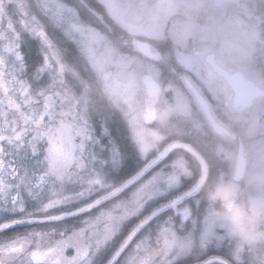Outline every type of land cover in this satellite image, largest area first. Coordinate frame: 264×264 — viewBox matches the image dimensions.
Returning <instances> with one entry per match:
<instances>
[{
	"label": "snow or ice",
	"instance_id": "obj_1",
	"mask_svg": "<svg viewBox=\"0 0 264 264\" xmlns=\"http://www.w3.org/2000/svg\"><path fill=\"white\" fill-rule=\"evenodd\" d=\"M48 0H0V264H226L156 139L70 102Z\"/></svg>",
	"mask_w": 264,
	"mask_h": 264
},
{
	"label": "rangeland",
	"instance_id": "obj_2",
	"mask_svg": "<svg viewBox=\"0 0 264 264\" xmlns=\"http://www.w3.org/2000/svg\"><path fill=\"white\" fill-rule=\"evenodd\" d=\"M78 1L48 0L51 19L58 32L57 37L72 41L69 54L66 49L65 52L61 49L60 56L63 58V54L65 56L68 55L74 62V67L70 64L65 70V62H62L57 55V66L60 75L62 79L65 76L68 79L69 90H67V94L70 102L87 112H90L92 108L98 111L102 110V115L109 119L115 118L119 120L122 113L128 122L133 125V129L139 131L140 128H143L141 115L142 93L139 89L138 78L134 76L132 68L126 71L128 64L125 61L126 58L130 64L135 61L139 63V58L136 55H133L131 59L127 58L121 54L115 45L107 44L109 35L102 32L100 34L97 31L94 18ZM101 1L104 4L103 7L106 13L113 14L116 21L128 28V31L131 30L132 33L160 34L168 24L188 17L187 11L191 2L195 7L210 6V19L217 23L226 21L227 9L232 8V3L238 4L240 0H190L188 2L186 0ZM84 4L88 8L94 9L92 6ZM242 6L243 12L246 15H250L249 10L251 7L249 8L247 4H242ZM258 20L259 17L257 15H252L246 19H234L232 21L234 28H238V22H241L240 30L236 31L234 36L242 40V42L225 38V36H221L218 39L221 40V47L224 48L221 51L222 57L231 61L229 63H240L255 81L263 82L264 68L262 67H264V59L257 61L253 58L247 60L246 63L238 62L241 61L239 53L242 52L241 49L245 46L248 45L252 52L256 37L248 34L245 29L251 28L257 32ZM129 24L130 27L128 26ZM69 69H71V72ZM96 99L97 102L99 99L101 100L99 106L96 105ZM256 106L253 103L247 109L244 118V120H247V127L238 132L245 140L247 163L243 178L235 180L232 177L237 141L217 136H214V138L207 136L204 144V156L209 165V171L210 148L215 160L217 157L218 167L214 170L215 173L211 177L212 187H210L209 174L206 185L194 192V197L200 204L203 227L207 229L209 224L212 225V233L216 237L222 238L225 244V253H230L234 259L237 256L240 257L243 251H248V247L250 249L255 248V235L250 223L256 215V198L260 191L257 173L256 141L251 137L255 133L253 124L256 117ZM225 109L228 113L229 110ZM167 110L173 112L172 109ZM185 112L186 109H181L182 114ZM230 114L231 119L236 118L241 122V119L237 116H242L243 113ZM186 117L197 123V118L195 119L190 115ZM143 133L149 139H156V147L159 143L156 131L153 136H148L146 131H143ZM163 142L162 140L160 143L162 144ZM169 161L177 165L178 172L182 171V177L185 182L191 181V183H187V188L192 184L194 185V182L200 177V170L197 171L196 175L188 174L190 171L189 167L197 166L198 161L184 151L174 152L172 158L169 157ZM199 167L200 165L198 164ZM211 205H213L214 211L211 210ZM222 254L221 256L223 257Z\"/></svg>",
	"mask_w": 264,
	"mask_h": 264
},
{
	"label": "flooded vegetation",
	"instance_id": "obj_3",
	"mask_svg": "<svg viewBox=\"0 0 264 264\" xmlns=\"http://www.w3.org/2000/svg\"><path fill=\"white\" fill-rule=\"evenodd\" d=\"M96 1L98 3L96 11L81 2L80 4L94 18L97 31L100 34L102 32L109 35L107 44L115 45L125 57L131 59L133 55H136L139 58V63L132 59L135 62L131 64L125 58L128 64L126 71L132 68L134 76L138 78L139 89L142 93L141 115L146 109L154 110V117L151 120L144 121L142 118L143 128H140L139 131L148 132V136H153L156 131V135L159 137L157 139L159 143L155 147L157 151H165L170 143L180 142V146L167 151L168 157L172 158L173 153L176 151H184L198 161L197 166L189 167L188 174L196 175L197 171L200 170V177L188 190L198 183L196 191L206 185L209 174L210 187H212L211 177L218 167V160L216 156V160L214 159L210 148L209 171V165L204 156V144L207 136L213 138L217 136L237 141V143L241 142L247 163L245 140L238 132L247 127V120H244L247 109L253 103L257 105L253 124L255 133L251 136L256 141L258 185L260 188L259 195L256 198V215L250 223L255 235V248L250 249L248 247V251H243L242 255L237 256L238 258L235 257V259L230 253L226 254L224 251L223 258L229 264H264V93L257 94L258 89L250 87L251 89L246 92L253 94L252 102L247 106H243L241 101L235 100L236 88L234 87L239 79L242 84L249 85L248 80H251L254 85L264 89V81H255L243 65L229 63L231 61L222 57L221 51L224 48L221 47V40L218 39L225 36V38L242 42L234 36L235 32L240 30L241 22H238V28H234L232 21L257 15L259 17L257 21L258 31L256 32L251 28L245 29L248 34L256 37L252 52L248 45L245 46L241 49L242 52L239 53L241 61L238 62L246 63L247 60L253 58L262 61L264 59V0H250V2H248L249 0H240L238 4L232 3V8H228L226 11V21L217 23L210 19V6L195 7L191 2L187 11L188 17L168 24L160 34L132 33L131 30H127L128 28L120 25L113 14L110 15L107 12L111 20L109 22V18L103 16L104 4L101 0ZM242 4L251 7L249 10L250 15L243 12ZM113 24H116V26H113ZM57 41L59 40L54 37L56 52L61 58V48H58ZM223 44L225 45V43ZM65 49L69 54L68 45L63 46L64 52ZM61 60L65 62L66 68L64 69L67 70L68 65H70L69 56L63 54ZM224 69L228 71L227 75H225ZM149 78H152L155 82V90L150 89L147 83ZM63 81L64 87L69 90L66 76ZM190 85H193L203 96L215 120L221 126H224L228 132L221 134L211 128ZM96 103L99 106L101 100L99 99L97 102L96 99ZM169 105L171 106L169 107ZM225 108L229 110L228 113ZM167 109H172L173 112ZM181 109H186V112L182 114ZM230 113H243L242 116H237L241 119V122L236 118L231 119ZM122 115L121 113L120 119L116 120L125 127L130 125L133 128V125ZM187 115L197 118V123L191 121L189 117H186ZM143 134L145 135V133ZM162 140L164 142L161 144ZM198 164L200 165L199 168ZM242 178L243 176L240 179ZM186 183H191V181ZM213 205H211L212 211H214Z\"/></svg>",
	"mask_w": 264,
	"mask_h": 264
},
{
	"label": "water",
	"instance_id": "obj_4",
	"mask_svg": "<svg viewBox=\"0 0 264 264\" xmlns=\"http://www.w3.org/2000/svg\"><path fill=\"white\" fill-rule=\"evenodd\" d=\"M224 73H225V75H227L228 71L224 69ZM248 81L250 83L249 85L240 83L239 79H238L236 81L235 86H234L236 88L235 100L241 101L243 106L249 105L252 102L253 94L246 92L248 89H251L250 87L258 89V91H256L257 94L261 93V92L264 93V89H260L258 86L254 85L251 80H248ZM147 83L149 84L151 90H155L156 84L152 80V78H149L147 80ZM190 86H191V89L194 93V96L198 102V105L200 106L203 113L205 114V116H206L207 120L209 121L212 129L217 131V132H220V133L228 132V130L225 127L221 126L215 120V118L213 117V115L209 111L208 104L205 101V99L203 98V96L194 88L193 85H190ZM153 117H154V110L153 109H146L144 111V113H143L144 121H149ZM180 145H181L180 142H172L167 146L166 150L168 151V150L172 149L173 147L180 146ZM245 162H246L245 156H244L243 151H242V143L239 142L238 147H237V158L235 161L234 172H233V178L234 179H239L242 177L244 170H245ZM198 185H199V183L193 189H196L198 187ZM226 264H228V263L226 262Z\"/></svg>",
	"mask_w": 264,
	"mask_h": 264
},
{
	"label": "trees",
	"instance_id": "obj_5",
	"mask_svg": "<svg viewBox=\"0 0 264 264\" xmlns=\"http://www.w3.org/2000/svg\"><path fill=\"white\" fill-rule=\"evenodd\" d=\"M68 1H70V0H68ZM76 1V0H75ZM85 2H87L90 6H92L95 10H97V6H98V3H97V1L96 0H84ZM83 9V8H82ZM103 16L104 17H108L109 18V16L107 15V13H106V11H105V9H104V7H103ZM109 22H111V20H110V18H109V20H108ZM94 24H96L95 23V21H94ZM113 26H116V24H113ZM56 39H58L59 41H57V45L59 46L58 48H61V49H63V46H66V45H68V48H69V50H71V47L70 46H72V41L71 40H65V39H62V38H59V37H57L56 36ZM70 52V51H69ZM63 59V58H62ZM69 61H70V64L74 67V62L69 58ZM70 70V72H71V69H69ZM94 106H95V104H94ZM98 106V105H97ZM96 107V106H95ZM102 110H95V108H92L91 110H90V113H94V114H101L102 115Z\"/></svg>",
	"mask_w": 264,
	"mask_h": 264
}]
</instances>
